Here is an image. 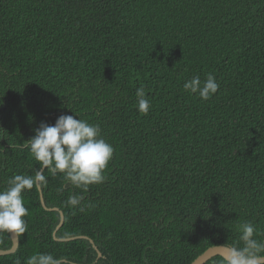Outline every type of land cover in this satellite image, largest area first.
I'll list each match as a JSON object with an SVG mask.
<instances>
[{"label":"trees","instance_id":"1","mask_svg":"<svg viewBox=\"0 0 264 264\" xmlns=\"http://www.w3.org/2000/svg\"><path fill=\"white\" fill-rule=\"evenodd\" d=\"M209 73L210 99L183 88ZM74 112L114 147L106 179L84 191L45 172L40 186L64 215L56 236H88L102 256L88 239L54 238L60 212L35 186L22 194L27 229L0 264L38 252L62 264H190L211 246H242L247 221L264 241V0H0V190L39 168L18 145ZM73 194L84 196L76 207ZM11 246L1 230L0 249Z\"/></svg>","mask_w":264,"mask_h":264},{"label":"clouds","instance_id":"2","mask_svg":"<svg viewBox=\"0 0 264 264\" xmlns=\"http://www.w3.org/2000/svg\"><path fill=\"white\" fill-rule=\"evenodd\" d=\"M190 94H196L203 100L210 99L219 90L216 77L209 73L205 80L199 75L193 76L183 84ZM136 104L139 112L147 115L151 102L143 86L136 90ZM75 115L61 114L54 124L42 121L35 134L27 143L18 145L27 148L39 164L33 174H15L8 180V186L0 190V230L14 231L22 234L27 229L24 217L28 209L24 204L23 192L35 186L47 184L48 177L62 174L65 181L87 191L91 184L103 183L104 172L114 154V147L102 136L98 123H90ZM79 117V118H76ZM84 199L82 194L68 197L67 204L76 207ZM83 211V208L80 209ZM239 241L229 246L228 255L222 264H260L264 258V241L257 239L260 235L257 227L247 221L239 225ZM16 264H20L17 260ZM26 264H62L59 257L52 253L38 252L27 258Z\"/></svg>","mask_w":264,"mask_h":264},{"label":"water","instance_id":"3","mask_svg":"<svg viewBox=\"0 0 264 264\" xmlns=\"http://www.w3.org/2000/svg\"><path fill=\"white\" fill-rule=\"evenodd\" d=\"M38 189L40 191V198H41V204L43 206V208H45L46 210H55V211H59L60 212V222L57 225L53 235L54 238L56 240L59 241H68V240H72V239H76V238H85L88 239L94 246L95 250L97 251V258H100L102 256V253L100 252V250L98 249V247L95 245L94 240L91 239L88 236L85 235H80V236H74V237H67V238H58L56 236V232L57 230L63 225L64 223V215L63 212L60 211L57 207H48L44 201L43 195H42V191H41V186L38 185ZM1 232V230H0ZM10 233V237L12 240V246L8 249H0V256L1 255H5V254H9V253H13L17 250L18 246H19V234H17L14 231H9ZM229 252V246L227 245H214L209 247L205 252H203L201 255H199L196 259H194L190 264H205L207 261H209L211 258L215 257V256H222L223 258H225L228 255ZM264 263V258L260 259V264Z\"/></svg>","mask_w":264,"mask_h":264}]
</instances>
